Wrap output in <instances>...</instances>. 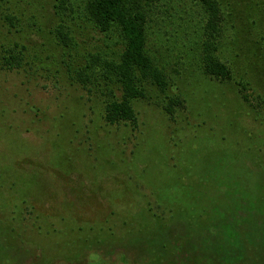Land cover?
<instances>
[{"label":"rangeland","instance_id":"rangeland-1","mask_svg":"<svg viewBox=\"0 0 264 264\" xmlns=\"http://www.w3.org/2000/svg\"><path fill=\"white\" fill-rule=\"evenodd\" d=\"M149 13L170 87L147 85L137 127L109 125L107 96L74 84L54 46L43 62L30 50L22 68L0 64V264H264V109L204 74L200 6L163 0ZM67 24L85 56L122 52L118 33L108 49L84 18Z\"/></svg>","mask_w":264,"mask_h":264},{"label":"trees","instance_id":"trees-1","mask_svg":"<svg viewBox=\"0 0 264 264\" xmlns=\"http://www.w3.org/2000/svg\"><path fill=\"white\" fill-rule=\"evenodd\" d=\"M161 1L0 0V35L8 28L6 31L10 36L0 44L1 67L8 70L22 68L30 50L37 61L43 62V52H50L48 48L54 46L60 59L63 58L58 60L54 55L53 63L57 67L63 65L74 84L89 93L100 90L107 96L105 120L109 125L129 123L137 127L134 104L147 99V85L163 94H167L170 87L156 51L149 48V10ZM192 1L207 14L200 60L204 74L217 81L235 84L247 103H251L250 99L255 95L256 107L264 109V0ZM21 4L29 8H20ZM47 7L50 13L47 16L51 15V18L42 22L47 17L41 15L39 9ZM75 9L80 11L77 13ZM78 16L105 36L108 49L112 35L118 33L122 52L109 58L108 50L97 49L87 51L85 56L75 27L67 24ZM30 32L31 35L35 32L44 42L30 48L32 43L25 44L17 37L21 35L23 39ZM80 56L84 58L81 61ZM50 59L49 56L47 60ZM249 91L253 96L250 97ZM181 105L179 97L169 98L165 111L173 117L175 108ZM22 183L27 185L26 181ZM230 258L232 262L241 260L236 259L240 258L237 254ZM228 260L219 262L227 263Z\"/></svg>","mask_w":264,"mask_h":264}]
</instances>
